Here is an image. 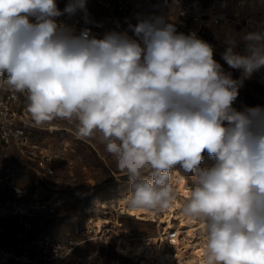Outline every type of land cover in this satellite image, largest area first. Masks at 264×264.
<instances>
[{"label": "clouds", "instance_id": "obj_1", "mask_svg": "<svg viewBox=\"0 0 264 264\" xmlns=\"http://www.w3.org/2000/svg\"><path fill=\"white\" fill-rule=\"evenodd\" d=\"M87 0H0V76L26 93L31 123L74 124L78 138L100 133L128 178L129 210L166 212L190 176L180 212L201 226L202 264H264V107H233L245 79L264 68V32L222 53L173 23L140 18L136 37L102 38L57 18L86 12ZM213 159L201 167L204 153Z\"/></svg>", "mask_w": 264, "mask_h": 264}, {"label": "built area", "instance_id": "obj_2", "mask_svg": "<svg viewBox=\"0 0 264 264\" xmlns=\"http://www.w3.org/2000/svg\"><path fill=\"white\" fill-rule=\"evenodd\" d=\"M56 2L57 7L63 11L69 0ZM219 2L220 0H87L86 12L80 11L74 16L65 14L58 17L57 21L75 28L77 32L87 28L98 38L115 31L139 40L130 25L134 26L140 18L153 17L173 23L178 33L195 34L200 39L213 40V28L224 22L226 17L217 7ZM4 79L6 77L0 76V160L15 154L31 162L37 174L49 178L55 172L53 160L57 156L50 149L51 137L57 131L66 130L62 126L63 120H55L43 127L34 126L26 111L27 94L15 92L2 83ZM60 147L65 146L60 144ZM4 187L11 190V197L2 195ZM28 194L27 186L18 185L13 176L0 174V235L6 232V220L31 216L34 209L45 208L49 204L44 202L29 205L23 200ZM29 227L30 225L26 228ZM106 231L108 237L111 235L109 244L113 243L116 250V237L122 232L116 233L113 223L106 226ZM93 240L100 241L104 247L109 245L105 243L103 231L94 234L88 227L83 232L75 228L73 236L66 241L45 236L20 250L0 244V264H72L75 249L80 244ZM171 240L165 239L166 246L174 248L170 244Z\"/></svg>", "mask_w": 264, "mask_h": 264}, {"label": "rangeland", "instance_id": "obj_3", "mask_svg": "<svg viewBox=\"0 0 264 264\" xmlns=\"http://www.w3.org/2000/svg\"><path fill=\"white\" fill-rule=\"evenodd\" d=\"M213 58L226 73H231L233 79H240L239 72L229 68L215 50ZM257 82V77L243 81L233 103L234 108L243 110L245 107H264V90ZM62 126L66 130L57 131L51 137L50 149L57 155L53 160L55 172L51 177L44 178L42 174H37L31 162L15 154L0 160V174L13 176L18 185L28 187L29 194L23 198L24 201L29 205L49 203L45 208L34 209L31 216L6 220V232L0 235V244L20 250L45 236L66 241L73 236L75 228L79 232L91 228L86 221L89 217L87 209L93 197L103 198L114 193L128 192V178L117 169L113 157L106 152V142L101 134L95 133L92 138L81 139L76 136L73 123L63 120ZM60 144L65 147H60ZM212 163L213 159L205 152L201 167H209ZM177 170L184 174L190 185L189 174L179 167ZM2 195L11 197L12 192L5 188ZM129 219L121 221L116 217L120 227H128L146 236L155 233L151 225L157 223L148 224ZM28 225L30 227L26 228ZM91 252L93 244L90 241L80 244L74 255L84 257ZM142 258L121 256L111 243L107 247L101 246L97 260L101 264H111L113 261L118 264H139V261L147 260Z\"/></svg>", "mask_w": 264, "mask_h": 264}, {"label": "bare ground", "instance_id": "obj_4", "mask_svg": "<svg viewBox=\"0 0 264 264\" xmlns=\"http://www.w3.org/2000/svg\"><path fill=\"white\" fill-rule=\"evenodd\" d=\"M217 7L223 13L224 22L213 28L214 39H202L209 43L222 58V53L235 42V51L246 54V42L244 36L250 32H264V0H220ZM239 76L241 77V72ZM257 77V84L264 90V68L253 73L248 79ZM245 79L244 81L248 80ZM243 86V85H242ZM174 179L178 178L177 191L180 198L175 205L166 212H148L145 210H129L126 207L125 197L127 192L114 193L103 198L93 197L90 200L87 212L89 217L86 224L95 234L103 231L105 243L111 242L106 235V226L113 223L118 240L117 249L121 256H141L147 260L139 261V264H202L204 238L201 226L195 220L189 221L180 212L183 193L190 187L188 179L177 169L173 173ZM113 215V219L111 216ZM116 217L121 221L129 218L151 225L155 233L146 236L133 232L128 227H120ZM171 238L173 250L166 246L165 239ZM93 252L84 257L72 255V264H101L98 261L101 246L100 241L93 240ZM111 264H118L113 261Z\"/></svg>", "mask_w": 264, "mask_h": 264}]
</instances>
